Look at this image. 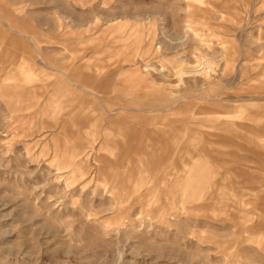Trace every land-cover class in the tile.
Returning <instances> with one entry per match:
<instances>
[{"label":"rangeland","instance_id":"1","mask_svg":"<svg viewBox=\"0 0 264 264\" xmlns=\"http://www.w3.org/2000/svg\"><path fill=\"white\" fill-rule=\"evenodd\" d=\"M0 264H264V0H0Z\"/></svg>","mask_w":264,"mask_h":264},{"label":"crops","instance_id":"2","mask_svg":"<svg viewBox=\"0 0 264 264\" xmlns=\"http://www.w3.org/2000/svg\"><path fill=\"white\" fill-rule=\"evenodd\" d=\"M191 196L194 197V194L192 193L190 196L188 195V198L191 197Z\"/></svg>","mask_w":264,"mask_h":264}]
</instances>
